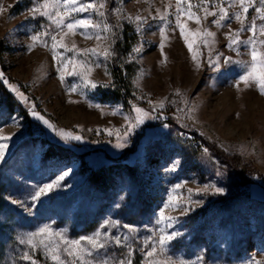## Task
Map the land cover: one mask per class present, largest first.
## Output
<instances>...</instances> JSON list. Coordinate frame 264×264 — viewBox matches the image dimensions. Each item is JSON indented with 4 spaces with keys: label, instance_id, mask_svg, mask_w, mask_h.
<instances>
[{
    "label": "rangeland",
    "instance_id": "1",
    "mask_svg": "<svg viewBox=\"0 0 264 264\" xmlns=\"http://www.w3.org/2000/svg\"><path fill=\"white\" fill-rule=\"evenodd\" d=\"M222 2L227 6L229 0ZM31 6L32 0H0V41L4 45L0 58V137H12L5 159L0 162V229L5 244L0 264H26L18 259L22 251L28 250L18 242L22 233L50 224L53 230H66L68 237L77 239L92 235L109 218L121 222L120 227L108 229L112 234L133 235L122 227L124 224L138 229L133 241L137 249L133 264H147L144 241H154L163 227L155 220L170 191L174 197L171 204L191 211L183 214L171 207L165 209V216L175 218L168 232L182 234L171 242L167 255L194 264H264V96L254 85L245 89L241 84L239 90L233 87L242 69L232 64L214 71L208 64L209 49L199 38L193 43V53L188 51L176 26V0H107L105 17L92 9L79 14H92L97 23L116 25L115 31L129 29L127 37L131 42L135 36L130 53L117 63L121 71L115 70L112 57L107 61L103 58L105 48L112 43L110 33L109 39L96 40L65 29L67 34L60 35H64L63 43L70 50L58 46L55 61L41 42L29 50V37L36 31L44 32L49 25L45 18H32L27 11ZM204 7L201 0L182 2L180 23L185 25V34L207 27L216 33L213 47L217 52L250 62V56H237L225 47L226 34L239 30L240 23L233 20L227 27L217 28L211 23L216 17L204 19ZM208 7L219 11L211 4ZM115 8L121 9V16L112 12ZM166 9L168 15L161 20ZM188 11L200 16L201 25L188 19ZM238 11L239 5L229 9L230 13ZM137 15L148 21L140 34L136 31ZM254 16V9H250L249 20ZM250 35L244 32L240 39L247 40ZM188 38L193 41L192 36ZM41 40H47L49 46L52 43L50 37ZM141 46L139 54L133 52L134 47ZM90 48H95L99 57L77 55V50ZM193 54L200 62L199 70ZM69 58L73 63L58 72L59 62ZM83 60L102 62L89 77L96 88L85 86L80 78L82 68L76 61ZM106 68L110 75H105ZM13 85L16 92L11 91ZM73 87L77 91L72 92ZM122 91L127 99L119 97ZM18 93L27 99H21ZM8 97L15 103L13 108L7 106ZM161 102L163 108L158 106ZM134 108L143 109L152 118L129 134L126 147L117 149V133L122 136L126 126L134 122ZM30 110L49 120L57 130L82 140L65 143L30 115ZM158 121L162 124L158 125ZM206 145L215 148L214 152ZM218 153L247 161L262 180L254 182L251 174L235 182L230 180L233 169L219 160ZM80 157L85 168L92 171L120 163L133 167L136 174H112L108 184L99 188L87 181L85 168L79 166ZM175 160L181 162L177 169L166 171ZM65 170H70L65 186L40 200L31 213L5 199L10 196L31 205V200L25 198L32 186L49 182ZM178 184L180 187L175 188ZM206 185L223 187L225 191H204ZM126 252L113 243L98 258H110L112 264L125 258ZM35 255L40 264H51L42 251ZM200 255L203 260L197 261Z\"/></svg>",
    "mask_w": 264,
    "mask_h": 264
},
{
    "label": "snow or ice",
    "instance_id": "2",
    "mask_svg": "<svg viewBox=\"0 0 264 264\" xmlns=\"http://www.w3.org/2000/svg\"><path fill=\"white\" fill-rule=\"evenodd\" d=\"M185 0H176V26L180 30V35L184 39L185 46L188 48L190 53H193V43H195L196 38H199L203 43L204 47L209 49L208 64L213 68L214 71H220L221 65H237L242 71L238 74L233 87H236L239 90L241 84L244 85L245 89L255 86L259 91L261 96H264V0H229L227 6H225L222 0H201V4L205 7L202 9L205 13L204 19L206 20L209 16L216 17L212 20V24L217 28L227 27L233 20L238 21L241 25L240 29L237 31H232L226 34L225 39L228 43L225 47L234 52L237 56L248 55L250 56V62H246L243 59H233L230 56H224L222 52H217L213 45L216 43V33L209 31L207 27H204L201 31L199 28L195 32H189L188 35L185 34V25L180 23V14H181V4ZM190 4V0H187ZM107 0H32V6L27 9L31 13L32 18L37 16L45 18L49 25L44 32L36 31L34 32L29 39L32 41V44L28 45L29 50H31L37 42H41L42 46L45 48L49 47L47 40H41V37H50L52 43L50 45L52 50L53 60L57 59V47L67 49L66 45L63 43L64 30L67 29L68 32H71L73 35L79 34L85 39H109L108 34H111L112 43L105 48L103 52V58L107 61L110 57L116 55L114 50V45L116 40L119 38L115 28L116 25H112L105 21L103 24L97 23L93 20L92 14L88 16L79 15L80 13H86L89 9H92L93 12L100 17H105L107 15L104 9L106 8ZM213 7H218L219 11L210 10L208 5ZM239 5L240 11L238 12H229V9ZM199 7V5H198ZM250 9H254L256 16L249 20ZM2 11V9H0ZM112 12L118 17L121 16V9L115 8L112 9ZM73 14H77L73 16ZM168 15L167 9L165 14L161 15V20H165ZM189 20H193L197 25H201L202 21L199 15H194L192 11L187 12ZM129 22L133 21L131 16L127 17ZM257 20L260 21L257 24ZM135 23L137 24V33L140 34L143 31V26L148 23L146 18L137 15L135 17ZM54 25L55 30H52ZM41 27H45L41 25ZM122 28V25H120ZM91 29L92 31H89ZM99 29V31H97ZM82 30V31H79ZM162 38L165 34V28L160 29ZM248 32L251 33L247 40H241L240 36L242 33ZM65 35L67 33H64ZM60 35V39H57V36ZM189 36L193 37V41L189 42ZM161 50L164 47V44L159 45ZM75 48V45H73ZM141 47H134L133 52L139 54L141 52ZM246 51L242 53L241 49ZM215 52V56H213ZM84 53L88 56L99 57L95 48L77 50V55ZM163 55V52H161ZM131 59V54H130ZM193 61L196 63V68L199 70L200 62L197 60L195 54L192 55ZM166 60V58H165ZM68 63H73L69 58L66 60H61L57 71L60 72L62 69L67 67ZM79 63L82 71L79 73L80 78L85 86L96 88L97 84L92 82L89 77L94 70V68L101 67L102 62H92L91 60L76 61ZM75 72V68L73 69ZM105 75H110L105 69ZM0 78H3V73L0 72ZM61 82H64V76H59ZM139 79V77H137ZM11 91L16 92L17 89L13 85L11 86ZM72 92L77 91L75 87L71 89ZM179 94V93H178ZM21 99L26 100V97H23V94L18 93ZM74 102V101H70ZM160 108H163V102L158 105ZM97 108L101 107L96 105ZM137 115L134 118V122H130L126 126L123 135L117 133L118 142L115 147L117 149H122L127 146L129 134L134 132L137 128L145 123V120L152 118L147 112L141 108L133 109ZM35 119L41 121L48 129L55 132L57 136L65 143L70 142L71 140L80 141L82 137L78 135H73L72 133L66 132L63 129L57 130L55 126L45 119L39 113L34 111L29 112ZM113 114H116L113 112ZM13 123L17 124V118L13 117ZM125 119H128L125 117ZM167 127V125H165ZM108 135H112L111 131H108ZM12 137H0V162L5 159L7 154V149L10 147V140ZM207 152V149L204 150ZM179 160L173 161L171 166L166 169V171H175L180 165ZM70 174V170H65L61 174L57 175L54 179H51L49 182L33 185L28 196L25 199L31 200V205L26 206L24 201L18 199H12L10 196L5 197L13 204H17L24 209L25 212L31 213L32 207L35 206L40 200L49 196L54 191H57L64 187L65 178ZM180 185H175V188H179ZM209 188H213L215 193L222 194L225 190L223 187H218L215 185H206L204 191H207ZM174 199L172 192H169L168 199L165 202L164 206L160 209V212L157 214L155 223L157 225H163L159 230L157 238L153 241L151 238H145L144 249L145 251V260L147 264H194L191 261L184 260H174L171 256L167 255V250L169 245L173 240L182 235L178 231L168 232V229L172 228L175 223V218L171 216H165V209L171 207L172 210H180L183 214H187L191 211L190 208L181 206L179 204H171L170 202ZM199 204L201 201H195ZM119 207V205H117ZM121 222L115 218L106 219L103 224L100 225V228L95 231L92 235L80 236L77 239H72L68 237L65 233L66 230L55 231L52 229L50 224H44L39 226L34 231H28L22 233L18 238V242L21 245H24L28 250L22 251L18 259L23 260L26 264H40L36 258V253L42 251L44 255L51 261V264H109L110 258H98L102 250L108 248L111 244L120 247L122 249H127L125 258L113 261L112 264H133V255L137 250L133 247V241L136 240V233L138 229L129 224H124L122 227L128 230V233L133 235H120L112 234L108 231L110 228L120 227ZM103 230V231H102ZM67 256L69 259H65ZM159 257V259L157 258ZM197 261L203 260V255L197 256ZM254 260V258H253ZM255 264H260L259 261H256Z\"/></svg>",
    "mask_w": 264,
    "mask_h": 264
},
{
    "label": "trees",
    "instance_id": "3",
    "mask_svg": "<svg viewBox=\"0 0 264 264\" xmlns=\"http://www.w3.org/2000/svg\"><path fill=\"white\" fill-rule=\"evenodd\" d=\"M128 30L129 29L126 28L125 30H123L121 32L116 31L119 38L116 40L115 45H114V50H115L116 55L114 57H112V61H113V65L115 67V70L121 71V68L117 67L118 66L117 63H119V61L122 57H125L128 55V53H130V46L132 44H135V42H136V41H134L135 36L131 37L133 42H131V39L129 37H127ZM3 51H4V45H3V42L0 41V58L2 56ZM0 88H3L1 81H0ZM9 99H11V98L8 97L7 102L9 104H7V106H8V108L9 107L13 108L15 106V103H14V101L9 100ZM24 117L27 118L29 121V117L27 115L24 114ZM157 124L158 125L162 124V122L158 121ZM41 128L43 131L46 130V127H44V126H42ZM189 139H192V138H189ZM206 147L209 148L210 152H214V150H215V148H213L209 145H206ZM56 151L58 152V149ZM218 154L216 156L219 158V160L221 162H224V163L230 165L229 167L231 169H233L231 175H229V176H231V177H229L230 180L235 182V180L237 178L243 179L245 174H251L254 182H257V179L262 180L259 177V174L257 173V171L247 161H241V160H237V159L235 160V158L225 156V155H223V153H221V154L218 153ZM68 155H71V154H67V156ZM78 161L80 164L79 165L80 168L81 169L85 168L84 159L80 157L78 159ZM84 172L87 173V181L89 183H91L92 185L97 186L99 188L105 187L108 184V181H109L108 179H110L112 174H117V173L118 174H125V175H135L136 174L135 169L133 167H130L127 165H122L120 163L114 164V165H109L107 167H103V168L95 170V171H92V170L85 168ZM3 237H4V233L0 229V252H1V255L3 253L2 250L4 249V245H5Z\"/></svg>",
    "mask_w": 264,
    "mask_h": 264
},
{
    "label": "built area",
    "instance_id": "4",
    "mask_svg": "<svg viewBox=\"0 0 264 264\" xmlns=\"http://www.w3.org/2000/svg\"><path fill=\"white\" fill-rule=\"evenodd\" d=\"M47 51H48V54H49L50 56H52V50H51V47H50V46L48 47ZM56 52H57V49H56ZM52 57H53V56H52ZM119 97H120L121 99H127V98H128V95L125 94L124 91H122V92L119 94ZM183 138H185L184 135H182V139H183Z\"/></svg>",
    "mask_w": 264,
    "mask_h": 264
}]
</instances>
